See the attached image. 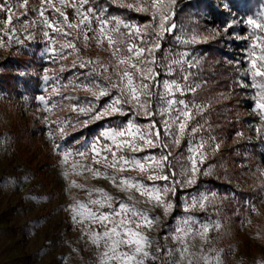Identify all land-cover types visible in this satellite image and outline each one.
<instances>
[{"label":"rangeland","instance_id":"rangeland-1","mask_svg":"<svg viewBox=\"0 0 264 264\" xmlns=\"http://www.w3.org/2000/svg\"><path fill=\"white\" fill-rule=\"evenodd\" d=\"M114 1L135 9L137 5L146 7L152 2ZM20 3L22 0H0L5 8L12 9L11 13L0 12V73L7 58L25 53L33 56L38 66L18 68L13 92L8 93L0 87V264H119L103 255L111 247L103 238L95 242L97 238L94 234L102 232L103 228L87 218L88 208H79L80 204H84L93 211H110L107 204L102 209L91 205V200L103 198L97 189L111 197L113 207L118 208L123 201L130 207L143 210L150 218V222L141 226V234L151 242L141 245L149 253L147 258L138 257L144 259L145 264H264V155L254 166L243 161V165L252 167L247 174L253 177L252 188L257 191V198L247 201L244 209L237 204L233 194L222 189L206 184L198 190H188L196 184L200 171L212 172L213 166L208 161L220 148H228L229 144L225 138L201 131L202 124L195 121V117L203 111V107L191 102L186 93L181 96L177 92L175 95L176 99L182 98L189 103L193 117L184 135L178 137L179 143L174 144L171 138L164 137L162 122L165 117L159 114L149 117L143 113L134 116L131 112L126 121L107 123L89 137L80 139L74 136L78 129L96 120L90 117L105 108L116 94L115 89H110L109 95L97 99L105 84L121 82L124 66L117 65L122 53L126 55L124 44L134 42L128 35L130 30L124 25H132L131 31L134 32L136 26L143 31L147 25L151 31L156 24L150 23L149 19H131L106 7L94 6L89 0L83 6L79 0H64L63 3L51 0L50 4L49 0H28L26 6H19ZM163 3V10L169 12V0H163ZM78 7L81 13L93 9L98 16L109 21L105 35L101 36L98 30L88 31V39L85 40L83 25L68 27V24L79 23ZM54 8L64 13L67 22ZM40 10H43V16ZM152 11L149 10L151 15ZM204 13L205 29L195 36L197 39H219L230 51L224 60L236 67L237 75L233 83L240 89V111L249 117L244 122L245 136L242 131L238 135L249 143H257L264 154V112L256 107L259 90L252 83L248 59L250 45L259 42L251 35L252 26L246 23L247 19H259L264 14V0L248 12L230 8L228 0H211ZM9 14L11 23L8 22ZM56 28L69 35L57 33ZM92 28L98 29L95 20ZM117 28L119 31H114ZM108 35H112L113 45L108 44ZM180 38L186 37L180 35ZM61 45H64L63 49ZM114 47H120L121 53L113 55ZM62 51L64 55L57 57L56 54ZM200 55H203L200 50H185L177 58L182 63L173 65L171 62L173 74L166 79H175L182 86L196 87L199 81L194 79L189 69L200 60ZM259 55L257 48L256 56ZM82 61L90 63L81 68ZM131 62L136 61L133 59ZM105 66L108 71L103 76L88 75L91 70L99 72ZM25 75L34 78L33 86L38 85L34 99L21 80ZM184 75L188 76L187 81L181 80ZM46 76L48 79H45ZM109 76L110 81L107 79ZM93 80L99 87L92 86L90 81ZM255 80L264 82V77H256ZM41 96L45 97L44 102L40 100ZM102 98H106L103 103L100 102ZM81 108L94 111L84 113L79 111ZM197 108L201 110L197 112ZM156 117L161 139L168 144L171 153L164 167V174L169 175V180L149 181L147 173L132 168L115 172L114 180L113 169L104 163L102 156L95 157L90 145L97 139L110 144L111 141L102 137V133L110 127L121 126L129 119L146 126L156 121ZM193 127H197L198 131L191 139ZM201 140L204 147L196 153L198 163L192 174L187 172L193 155L189 147ZM199 152L204 153L203 157H199ZM65 153H71L67 161ZM79 153L85 154L81 156ZM164 154L159 147L145 148L136 153L128 150L117 152V156H135L141 160L148 155L159 158ZM108 158L111 160V154ZM94 159H100V163H94ZM171 162L178 164V171L170 168ZM121 177H135L159 187L175 184V189L184 190L179 210L170 196L172 191L161 194L163 202L156 204L148 200L147 193L125 188L120 183ZM188 178L192 179L191 184L185 183ZM250 186L246 184L247 188ZM201 203L203 206H200ZM80 212L85 215L79 216ZM201 225H208V231L201 233ZM118 250L134 251V248L121 246Z\"/></svg>","mask_w":264,"mask_h":264},{"label":"snow or ice","instance_id":"snow-or-ice-1","mask_svg":"<svg viewBox=\"0 0 264 264\" xmlns=\"http://www.w3.org/2000/svg\"><path fill=\"white\" fill-rule=\"evenodd\" d=\"M64 0H61L63 3ZM175 0H169V4L174 3ZM28 0H22V3L19 6H26ZM51 0H49V4ZM88 0H79V4L83 6L87 4ZM163 0H152L151 4L146 7H140L139 5L135 6L137 11H152V20L155 22L156 27L152 28L151 31L148 30L150 26H145L144 30L141 31L139 26L135 27V31H131L133 28L132 25L125 24L124 27L128 28L130 31L128 33L129 37L133 38L134 42L132 44H124L122 58L119 60V67L123 65L122 76L119 72L115 74L120 76V83H110L105 84L103 88L99 91V96H105L110 94V89H115L116 94L113 96L111 101L99 112H95L91 119L99 120L105 116L109 115H128L129 112L132 115H140L143 113L145 116H152L159 114L163 119V134L166 138H171L173 143H179L180 140L178 137L183 136L188 122L193 118L192 109L189 103L185 99H176L175 95L178 92L181 96L185 95L187 92L195 91V86L186 85L182 86L181 82L176 81L175 79H163L162 81H156V77L160 73L153 70V65L158 67H164L166 69V75L172 76L173 67L171 65H160L157 64V61L154 56V51L160 48L159 41L162 39L163 34L166 32L174 31L175 25H170L166 27L167 21L171 13L165 12ZM55 12L59 13L64 17L65 22H67V17L64 16V13L61 12L59 8L53 9ZM9 12L11 13V8H5L4 5L0 4V12ZM77 13L81 17L78 24H68L69 28H78L83 25V38L88 39V31H99L101 36L105 35L108 31L106 26L109 21L103 19L96 14L93 9H88L87 12L81 13L79 7L77 8ZM40 15L43 16V10H40ZM27 16V13H25ZM92 17L93 19H89ZM11 14L8 16V22L11 23ZM98 25V29H93V21ZM246 23L252 26L251 35L255 37L256 41L259 43H252L250 45L251 51L248 52V59L251 64V77L252 83L255 88L259 91L257 96L259 99L256 101V107L262 112H264V82H257L256 77H264V14H261L259 19H247ZM55 31L63 36H68V33H61L59 28H56ZM118 32L119 29H114ZM15 29L13 28V33ZM47 35V33H45ZM195 39V38H193ZM123 42V41H121ZM108 44L113 45L112 35H108ZM70 47H75V45H70ZM61 48H64V45H61ZM259 48L260 55L256 56V49ZM121 53L120 47H114L113 55ZM57 57L63 56L64 52L56 54ZM135 59V63L131 61ZM259 61V65H258ZM90 62H81L79 67L85 68ZM182 61L179 59H174L172 64H180ZM75 67V65H73ZM190 67V65H189ZM108 69L105 66L99 72L95 69L91 70L88 75L96 77L103 76L107 73ZM246 75H248L246 73ZM45 79H48L46 76ZM109 81L111 77L107 78ZM182 81H187L188 76L184 75L181 77ZM162 86L163 91L160 93H154L152 90L153 82ZM93 87H99L95 81H90ZM153 95H156L158 101V109L156 112L151 111V100ZM171 97V98H169ZM40 100L45 101V97L41 96ZM201 109L197 108L196 111L199 112ZM80 112L88 113L89 111H94L91 108H81ZM175 128V130H173ZM198 131L197 127H193L191 130L192 136L191 139H194L195 133ZM102 137L111 141L108 143H101L99 139L94 141L90 147L92 152L95 154V157H101L105 164L109 165L114 172L113 179L115 180V172H122L126 168L137 169L141 173L148 174L149 181L157 180H169V175L164 174V167L169 162V156L171 155L168 144L161 139V129L157 127V122L153 120L146 126L139 125L134 123L129 119L125 124L121 126H113L105 130L102 133ZM159 147L164 151V155L157 158L155 155H148L141 160L135 156H117V152L128 150L132 153L143 151L145 148H156ZM204 147L203 140L198 143H195L189 147V152L193 153L190 157L191 167L187 169V172L194 174L196 171L198 157L196 153L199 149ZM85 153H79L83 156ZM111 154V160L108 156ZM71 153H65V161L68 160ZM199 157H203L204 153L199 152ZM94 163H100V159H94ZM200 163L203 162L202 159L199 160ZM100 175L99 172L95 173ZM107 174V173H105ZM174 177L175 173H171ZM120 183L125 188H134L137 191H140L141 194L147 193L148 200L155 202L156 204L162 203L161 194H166L169 191H175V184L171 187H159L155 184L148 185L140 180H137L135 177H121ZM185 183L191 184L192 179L188 178ZM97 192L101 194L102 199H93L91 200V205H98L101 209L107 204L110 209L109 212L103 211H93L88 205L80 204V209L88 208L87 218L92 222H98L103 228L102 232H96L94 235L98 243L100 238H103L107 244H109L110 250L105 251L103 255L109 257L113 262H119V264H145V260L138 257H149V253L144 251L142 248L143 245H148L151 242L141 234V226L144 223L150 222V218L147 214L136 207H130L128 204L121 201L119 207H113L111 197H108L106 193H103L102 190L97 189ZM204 199H207L205 197ZM170 207V205H168ZM200 206H203L201 203ZM79 216L85 215V213H78ZM76 219V217H73ZM152 219H155L154 217ZM208 231V225H201L200 232ZM121 246H126L128 248H134V251H123ZM111 253V255H110Z\"/></svg>","mask_w":264,"mask_h":264},{"label":"trees","instance_id":"trees-1","mask_svg":"<svg viewBox=\"0 0 264 264\" xmlns=\"http://www.w3.org/2000/svg\"><path fill=\"white\" fill-rule=\"evenodd\" d=\"M94 6L106 7L108 10L124 14L131 19H140L142 21L150 20V23L155 24L151 18L149 11H137L135 8L126 5H120L114 0H89ZM211 0H175L168 7L171 16L169 17L166 27L175 25L174 31L163 34L159 41L160 48L154 51V56L157 64L171 65L174 59H177L181 53L187 49L200 50L203 54L199 61L190 71L198 84L195 91L186 93V97L191 99L203 107V111L196 115L195 121L202 124L201 131L213 134L217 138H225L229 144L228 148H220L216 154L208 161V164L213 166L211 173L200 171L196 184L188 190L200 189L206 184L219 190H224L233 194L237 200V204L242 209L245 208L247 201L257 198V191H253L252 178L247 173L252 170L255 164H259V157H263V153L257 143H249L244 137L238 135L242 131L246 134L244 122L249 117L241 110V102L238 98L241 96L240 89L234 82L237 75L236 67L224 60V57L230 52L224 47L219 39L202 37L196 38V34L205 29L203 24L206 14L204 9ZM260 0H228L229 6L239 12L253 11L256 4ZM180 35L186 38H180ZM195 38V39H193ZM4 70L0 73V87L8 93L16 89L14 84L18 77L17 71L21 66L30 67L38 66L36 59L32 56L20 54L17 57H9L4 62ZM153 70L160 73L156 77V81L166 79V69L154 65ZM176 72L181 73L179 70ZM32 76L25 75L21 78L25 87L35 98L37 94V86H33ZM34 79V78H33ZM38 78L35 80L37 81ZM162 86L153 82L152 90L154 93H160ZM9 95V94H8ZM230 99H229V97ZM228 98V99H227ZM106 98L100 99L103 103ZM151 111L156 112L158 109V101L156 95H153L151 100ZM128 115H110L99 120L84 125L78 129L74 136L77 138L89 137L107 123H116L126 121ZM156 122L157 117H156ZM252 146V147H251ZM247 154V156H246ZM245 155V156H244ZM248 159V160H247ZM243 161L250 162L249 165H243ZM252 164V165H251ZM170 168L178 171V164L170 163ZM249 183L250 188L246 187ZM183 189L176 188L174 192H170V196L175 200L179 210V205L182 198ZM233 204V203H231Z\"/></svg>","mask_w":264,"mask_h":264}]
</instances>
